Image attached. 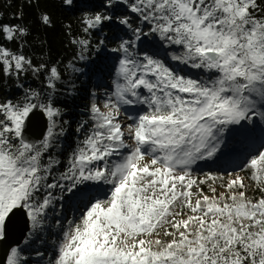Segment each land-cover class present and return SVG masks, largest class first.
<instances>
[{"label":"snow or ice","instance_id":"1","mask_svg":"<svg viewBox=\"0 0 264 264\" xmlns=\"http://www.w3.org/2000/svg\"><path fill=\"white\" fill-rule=\"evenodd\" d=\"M46 2L0 19V242L25 231L0 264H264V0H57L67 63L33 33Z\"/></svg>","mask_w":264,"mask_h":264},{"label":"trees","instance_id":"2","mask_svg":"<svg viewBox=\"0 0 264 264\" xmlns=\"http://www.w3.org/2000/svg\"><path fill=\"white\" fill-rule=\"evenodd\" d=\"M21 8L24 11L25 22L31 23L35 21L36 9L29 8L26 0H0V19L5 22L17 23L13 17ZM41 8L46 9L51 14L55 26L51 29L42 30L34 25L33 33L35 34L38 32L41 40L46 38L47 47L51 49L53 59L59 58L67 63L72 59L75 53V49L71 45L70 40L77 34L79 12L76 9L69 10L68 8L61 6L57 0H47L46 3L41 4ZM64 25H71L70 32H66ZM29 39L31 40L32 38L30 37ZM25 51H27V49ZM36 51L39 52L40 48L37 47ZM32 83L36 86L37 82L32 81ZM81 92L85 91L81 90ZM59 103H66L68 111H70V108L76 103V101L61 100ZM66 116L68 117L67 114ZM76 116L74 114V116L69 117L72 123L71 127L68 129L67 142H69L70 145H72L75 140L74 129L76 126L74 125V120L76 119ZM61 168H63V165H61Z\"/></svg>","mask_w":264,"mask_h":264},{"label":"rangeland","instance_id":"3","mask_svg":"<svg viewBox=\"0 0 264 264\" xmlns=\"http://www.w3.org/2000/svg\"><path fill=\"white\" fill-rule=\"evenodd\" d=\"M107 55L109 57L108 64H109V67H111L112 64L114 63V61L111 59L112 54L108 53ZM84 87H87L90 90L92 88H95L96 96L98 97L97 102L102 106L104 99H106L105 92L111 90V78L109 77V78L104 79V81L102 82V85H100V86H97L96 83L93 82V84L85 83ZM75 101H76V103L70 108V111L67 112L68 117L65 116V118L69 119L70 116L72 117V116H74V114H75V116L77 115L76 119L74 120V125L76 126L77 121L82 116L83 117L87 116L86 109H87V106L91 102L90 101V93L89 92H80V95L78 96V98ZM120 119L123 120L125 118L122 116V117H120ZM70 137L72 138L71 135H70ZM68 144L70 145L69 142H68ZM64 155L66 156L67 153H65ZM228 170L231 171V169H228ZM204 172H208L212 175H226L227 174L226 171L224 170V168L220 165L202 162L201 168H200V170H198L196 172V175H198L201 179H203L204 178V176H203ZM218 183H219V180H217V184ZM202 187H203L205 192H208L207 184L203 185ZM49 250H50V246H49Z\"/></svg>","mask_w":264,"mask_h":264},{"label":"water","instance_id":"4","mask_svg":"<svg viewBox=\"0 0 264 264\" xmlns=\"http://www.w3.org/2000/svg\"><path fill=\"white\" fill-rule=\"evenodd\" d=\"M46 124H47L46 118H44L43 116H40L34 121L32 127L34 137H40V138L42 137L44 131L46 130ZM24 235H25L24 225L18 219L16 221V224L12 228L8 236V239L4 242H0V252H2V250L7 248L8 245L10 244H17L22 242Z\"/></svg>","mask_w":264,"mask_h":264}]
</instances>
